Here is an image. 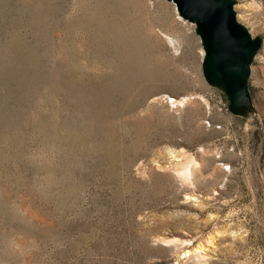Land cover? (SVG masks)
Listing matches in <instances>:
<instances>
[{"label":"rangeland","instance_id":"rangeland-1","mask_svg":"<svg viewBox=\"0 0 264 264\" xmlns=\"http://www.w3.org/2000/svg\"><path fill=\"white\" fill-rule=\"evenodd\" d=\"M227 2L222 49L174 0H0V264H264V0Z\"/></svg>","mask_w":264,"mask_h":264},{"label":"water","instance_id":"water-1","mask_svg":"<svg viewBox=\"0 0 264 264\" xmlns=\"http://www.w3.org/2000/svg\"><path fill=\"white\" fill-rule=\"evenodd\" d=\"M184 14L195 17L206 30L207 38L216 40L218 47L224 49L238 39L236 30L231 28L225 13L211 0H174Z\"/></svg>","mask_w":264,"mask_h":264},{"label":"bare ground","instance_id":"bare-ground-1","mask_svg":"<svg viewBox=\"0 0 264 264\" xmlns=\"http://www.w3.org/2000/svg\"><path fill=\"white\" fill-rule=\"evenodd\" d=\"M215 5H217L219 8H220V10H221V12H223V13H225V15L227 16V18H228V22H229V24H230V26H231V28H233V29H235L237 32H238V37H239V39L240 40H242V30L240 29V27L236 24V22H235V18H234V16H233V13H232V9H231V6H230V4L227 2V0H211ZM204 32V31H203ZM244 34V33H243ZM245 36V35H244ZM210 42V41H209ZM196 164V163H195ZM190 169V168H189ZM188 173V170L186 171L185 170V172H182L181 173V175L184 177V176H186V175H188L187 174ZM190 173V172H189ZM190 176V174L188 175V178H190L189 177ZM185 178V177H184ZM187 178V180H189ZM185 180V179H184Z\"/></svg>","mask_w":264,"mask_h":264}]
</instances>
